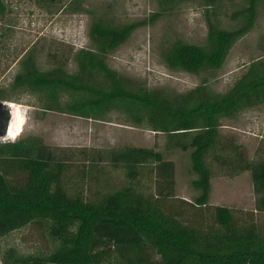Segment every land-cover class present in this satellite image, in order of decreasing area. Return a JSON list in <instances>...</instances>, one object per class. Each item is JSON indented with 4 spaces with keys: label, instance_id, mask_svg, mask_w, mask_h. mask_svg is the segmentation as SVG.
Here are the masks:
<instances>
[{
    "label": "trees",
    "instance_id": "obj_1",
    "mask_svg": "<svg viewBox=\"0 0 264 264\" xmlns=\"http://www.w3.org/2000/svg\"><path fill=\"white\" fill-rule=\"evenodd\" d=\"M260 2L247 0L237 12L243 17L238 26L210 22L205 44L173 42L164 51L168 66L191 72L221 67L234 42L254 27ZM85 9L92 14L91 45L74 52L77 68L62 61L42 68L32 49L22 58L14 88L37 94L46 109L88 117L118 110L128 121L163 131L166 149L190 150L198 191L191 201L210 207L215 224L183 219L189 201L176 196V162L163 150L133 144L82 148L88 194L66 182L74 154L31 134L0 140V238L43 218L58 245L49 254L11 246L0 264H264L258 224L239 221L228 205H210L215 167L229 175L249 170L256 207L264 210V144L253 158L236 133L221 128L222 118L264 103V60L253 61L224 93L204 84L185 92L148 88L107 60L141 22Z\"/></svg>",
    "mask_w": 264,
    "mask_h": 264
},
{
    "label": "rangeland",
    "instance_id": "obj_2",
    "mask_svg": "<svg viewBox=\"0 0 264 264\" xmlns=\"http://www.w3.org/2000/svg\"><path fill=\"white\" fill-rule=\"evenodd\" d=\"M247 0H3L0 10V99L13 105L12 122L7 136L0 140L38 134L53 146L74 154L66 182L72 190L83 188L89 194L81 169L85 168L82 148L133 144L163 150L176 162V196L186 198L183 219L205 227L215 224L210 207L195 205L197 194L192 184L196 176L191 168L190 150L166 149L165 133L144 124L128 121L118 110L101 116L46 109L38 95L15 89L13 80L29 50L36 51L42 68L60 61L70 70L77 68L74 52L91 45L89 26L93 8L98 15L108 14L120 21H139L140 25L107 56L109 64L134 83L148 88L185 92L204 84L215 92L229 90L255 60H264V0L259 4L254 27L231 46L223 65L216 69L191 72L169 67L165 49L176 40L205 44L210 22L233 28L242 23L237 13ZM222 130L234 132L249 155L258 157L264 144V103L245 108L233 118H222ZM87 168V167H86ZM117 172L113 181L120 180ZM90 181V180H87ZM93 185L95 182L90 181ZM210 205L232 208L239 221L251 219L264 231V210L256 207V193L251 172L229 175L215 167ZM178 203V201L176 202ZM48 219H36L0 238V259L11 246L24 253L49 254L58 241L49 232ZM108 264V263H106Z\"/></svg>",
    "mask_w": 264,
    "mask_h": 264
},
{
    "label": "water",
    "instance_id": "obj_3",
    "mask_svg": "<svg viewBox=\"0 0 264 264\" xmlns=\"http://www.w3.org/2000/svg\"><path fill=\"white\" fill-rule=\"evenodd\" d=\"M11 101L0 99V138L4 137L9 131L12 119Z\"/></svg>",
    "mask_w": 264,
    "mask_h": 264
},
{
    "label": "bare ground",
    "instance_id": "obj_4",
    "mask_svg": "<svg viewBox=\"0 0 264 264\" xmlns=\"http://www.w3.org/2000/svg\"><path fill=\"white\" fill-rule=\"evenodd\" d=\"M10 106L13 108L12 103H10ZM12 110H13V109H12ZM12 116H13V115H12ZM11 122H12V119H11ZM11 122H10V125H11ZM10 125H9V129H10ZM8 133H9V131H8ZM8 133H7V134H8ZM7 134H6L5 136H7ZM5 136H4V137H5Z\"/></svg>",
    "mask_w": 264,
    "mask_h": 264
}]
</instances>
